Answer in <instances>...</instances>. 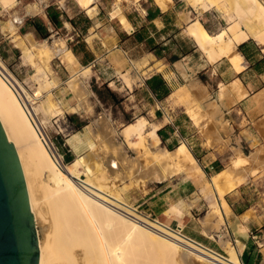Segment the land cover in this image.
I'll return each mask as SVG.
<instances>
[{
  "label": "crops",
  "instance_id": "crops-1",
  "mask_svg": "<svg viewBox=\"0 0 264 264\" xmlns=\"http://www.w3.org/2000/svg\"><path fill=\"white\" fill-rule=\"evenodd\" d=\"M51 4L63 12L59 28L48 17ZM35 14L41 16L49 34L56 30L74 53L78 65L73 73L89 65L97 79L107 76L114 82L120 73L133 69L143 92L153 101H140L136 106L148 112L151 123H160L157 131L162 130L164 137L158 133L159 147L173 150L185 142L194 155L195 164L184 161L180 171L161 180L139 186L126 179L122 185H128V191L131 183L139 187L138 205L169 226L184 227L188 236L213 251L229 256L232 246L243 264H264L263 45L250 37L236 44L229 55L211 61L186 31L190 11H178L175 0L166 8L155 0H94L89 7L76 0H15L7 6L0 0V30L17 34L24 19ZM17 42L21 47L24 40ZM169 54L174 56L172 61L166 58ZM143 58L148 59L143 70L161 62L187 92L174 95L164 72L146 75L137 70L132 60ZM60 65L63 73L57 70L56 75L63 85L73 74L72 65L64 59ZM155 75L170 89L165 100L160 101L148 84ZM82 146L79 153L90 150L89 143ZM239 157L248 159L236 170L243 179L221 195L211 178L229 169ZM221 186L226 187L227 182L223 180Z\"/></svg>",
  "mask_w": 264,
  "mask_h": 264
},
{
  "label": "bare ground",
  "instance_id": "bare-ground-1",
  "mask_svg": "<svg viewBox=\"0 0 264 264\" xmlns=\"http://www.w3.org/2000/svg\"><path fill=\"white\" fill-rule=\"evenodd\" d=\"M2 1L7 6L15 0ZM76 1L81 6L89 7L94 0ZM155 1L166 8L172 0ZM188 2L202 11L217 8L226 17V26L216 33H211L199 19L191 21L186 28L187 33L211 61L222 55H229L236 44L250 37L264 44L262 0ZM29 37L31 38L30 35ZM22 43L23 55L36 67V77L42 78L43 82L35 93H30L25 83L0 56V119L9 139L17 147L25 173L39 234V264H183L185 261L192 264H243L234 247L230 246L229 256L209 250L162 220L152 219L138 210L125 196L126 185L118 187L108 181L107 166L101 159L96 158V162L90 164L89 155L81 154L63 165L47 139L44 125L46 120L39 117L34 104L37 102L36 98L42 96L43 90L58 86L57 79L50 76L54 56L63 58L74 68L78 62L62 38H56L53 44L47 40H31V46ZM132 63L140 71L148 63V59L132 60ZM81 71L87 77L91 71L90 66H84ZM153 71L164 72L165 67L157 62L147 66L143 73ZM165 73L174 85V95L186 91L184 84H179L172 75L166 71ZM77 74V71L74 72L70 80L73 82V90L79 96L82 95L83 87L78 85ZM119 76L133 88L130 69ZM41 107L48 119L64 111L50 94L42 100ZM103 125L109 127L108 121H104ZM159 125L160 123H151L146 116L141 115L126 123L122 130L124 141L129 147L146 153L150 151L151 142L158 147L155 159L173 162L168 166L156 164L150 167V175L154 180H161L177 172L178 161L196 160L185 142L173 150H162L157 131ZM96 145L97 143L91 142L90 149L93 150ZM97 153L95 148L92 151L94 158ZM245 161V157H239L233 160L229 169L211 178L212 186L221 195L242 181L243 178L236 175V170ZM108 165L111 170H115L119 167V161L116 157H110ZM223 180L227 182L226 187L221 186ZM214 211L222 220L217 203H214Z\"/></svg>",
  "mask_w": 264,
  "mask_h": 264
},
{
  "label": "rangeland",
  "instance_id": "rangeland-1",
  "mask_svg": "<svg viewBox=\"0 0 264 264\" xmlns=\"http://www.w3.org/2000/svg\"><path fill=\"white\" fill-rule=\"evenodd\" d=\"M262 1L264 2V0ZM175 2L177 3L178 11H190V14H187L189 15L187 16L188 24L195 19H199L211 33L218 32L227 24L225 15L217 8L202 11L201 9H195L188 0H175ZM192 11H196V13L193 14ZM179 15L182 16L183 14ZM37 18L41 19V16L38 14L27 16L24 19V27L21 31L17 32V37L15 32L4 33L0 30V56L13 73L25 83L29 92L32 94L38 90L43 79L41 78V80L36 77V67L23 55L24 53L21 49L23 43L20 47L17 40L23 39L25 43L31 46V40L38 42L47 40L48 43L53 44L55 39L61 36L60 34H55V30L46 37H42L35 26L30 23V21H34ZM32 32H34V34ZM262 45L264 48V44ZM166 58L172 61L174 56L169 54ZM61 60H63V58L58 56H54L51 60L52 71L50 72V76L57 79L58 86L47 90L45 89L46 91L43 90L42 96L36 98L37 102L34 106L37 108L39 117L42 120H46L44 124L45 133L52 141L56 154L63 165L72 162L81 154L89 155V159L91 158L90 164L101 159L107 166L106 172L108 181L116 184L118 187H123L125 184H122L128 178L131 179V182L135 181L134 183L139 186L140 184L145 185L147 181L154 180L150 175V167L156 164L168 166L173 163L171 161V163H169L165 159H155V152L158 149V147L156 149V146L153 147L151 145L150 151L144 153L143 151L130 150V147L126 141H124L122 129L126 123L134 121L141 115L147 116L148 120H151L148 116V112L143 111V107L139 109L136 106L140 101L146 102L147 104L153 101L143 92V88L141 87L142 81H137V77L133 75V69H131V78L133 80V88L131 89L122 78L117 77L114 82L108 79L107 76L97 79L94 76V70L91 66L90 74L87 77L83 76L81 67L76 76L78 81H76L83 89L82 95L78 96L73 90V82L70 80L72 76L65 79L63 82V85L66 86V90L62 87L63 85L59 83L60 81L57 78L56 71L60 70L63 73V68L60 65ZM69 68L70 71L73 72V67L70 66ZM135 91L136 93H134ZM49 94L64 109L63 113L50 119L45 117L41 107L42 100ZM159 100L162 101L165 100V98ZM133 106H135V110L132 111L130 109ZM104 121H108L109 127H104ZM85 123L86 125L83 126ZM68 138H71L69 142H67ZM84 140H86V142ZM91 142L97 143L95 148L98 153L95 155V158L94 155H92V151L95 150V148L86 151L84 149L82 151L83 153L78 152L79 148L83 147V143L90 144ZM70 146L78 153L76 156L69 151V149H71ZM110 157H116L119 161V167L115 170L109 168L108 161ZM69 159L70 161H68ZM182 162L184 161L177 162L179 171L183 168ZM193 163L195 164V162ZM126 187L129 189L128 185H126ZM131 187L132 189L125 192L127 200L134 204L138 210L141 212L143 211L144 214H150L140 207L138 205L139 202L135 200V198L139 196V187H136L132 183ZM152 216L158 218L155 215ZM177 225L178 224H174L171 226L176 227ZM184 233H186V230H184ZM182 251L186 252L184 249H182ZM186 262L187 261L183 264H192Z\"/></svg>",
  "mask_w": 264,
  "mask_h": 264
},
{
  "label": "water",
  "instance_id": "water-1",
  "mask_svg": "<svg viewBox=\"0 0 264 264\" xmlns=\"http://www.w3.org/2000/svg\"><path fill=\"white\" fill-rule=\"evenodd\" d=\"M39 262V234L25 173L0 119V264Z\"/></svg>",
  "mask_w": 264,
  "mask_h": 264
},
{
  "label": "trees",
  "instance_id": "trees-1",
  "mask_svg": "<svg viewBox=\"0 0 264 264\" xmlns=\"http://www.w3.org/2000/svg\"><path fill=\"white\" fill-rule=\"evenodd\" d=\"M47 13H48V17L50 21L55 25V27L59 28L63 25V22L61 19V15L63 12L60 11L55 5H49L47 7ZM148 16L152 17L154 15L152 13H149ZM30 23H32L35 26V28L37 29L39 34L42 35V37H46L47 35H49L47 26L41 19L37 18L34 21H30ZM148 84L150 88L152 89V91L157 95L159 99H163L169 95L170 89L168 85L166 84L165 80L161 76L155 75L151 77L150 79H148ZM158 133L161 136H163L162 130H159ZM68 161H70V159Z\"/></svg>",
  "mask_w": 264,
  "mask_h": 264
},
{
  "label": "built area",
  "instance_id": "built-area-1",
  "mask_svg": "<svg viewBox=\"0 0 264 264\" xmlns=\"http://www.w3.org/2000/svg\"><path fill=\"white\" fill-rule=\"evenodd\" d=\"M47 139L52 143V141L50 140V138L47 136ZM46 138H45V141H46V143L48 144V140H47ZM52 145H53V143H52ZM143 212V211H142ZM144 213V212H143ZM145 214H147V213H145ZM148 216H150V218H152V219H156V218H154L151 214H147ZM171 228H173L174 230H176V231H178L180 234H183L185 237H187V238H189V239H191V240H193V241H195V242H197L196 240H194L193 238H191L190 236H188L186 233H184V227H182V226H180V225H177L176 227H172L171 226ZM197 243H199V242H197ZM200 244V243H199ZM205 247V246H204ZM207 248V247H206ZM207 249H209V248H207ZM209 250H211V249H209ZM221 254V253H220Z\"/></svg>",
  "mask_w": 264,
  "mask_h": 264
}]
</instances>
